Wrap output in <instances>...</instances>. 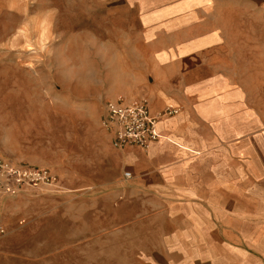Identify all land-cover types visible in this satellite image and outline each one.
Here are the masks:
<instances>
[{"label": "rangeland", "instance_id": "obj_1", "mask_svg": "<svg viewBox=\"0 0 264 264\" xmlns=\"http://www.w3.org/2000/svg\"><path fill=\"white\" fill-rule=\"evenodd\" d=\"M197 1L0 0V156L60 182L0 194V264H149L170 243L171 221L117 204L92 149L107 138L104 106L117 98L195 117L185 96L200 88L199 58L184 44L203 25L184 14ZM251 2L252 20L225 8L223 30L264 31V0ZM235 73L249 82L246 108L264 113L255 73Z\"/></svg>", "mask_w": 264, "mask_h": 264}, {"label": "crops", "instance_id": "obj_2", "mask_svg": "<svg viewBox=\"0 0 264 264\" xmlns=\"http://www.w3.org/2000/svg\"><path fill=\"white\" fill-rule=\"evenodd\" d=\"M251 1L198 0L185 9L189 25H203L184 44L199 58L194 82L200 88L185 96L197 106L193 119L179 109L158 124L162 139L147 150H117L109 135L94 143L92 151L115 180L117 204L148 207L171 221L170 243L149 264H264V113L246 108L249 82L235 73L251 69L253 85L264 88L258 73L264 31L228 33L222 25L225 8L236 12L237 22L252 20ZM170 105L179 108L149 110ZM126 171L131 176L124 179Z\"/></svg>", "mask_w": 264, "mask_h": 264}, {"label": "built area", "instance_id": "obj_3", "mask_svg": "<svg viewBox=\"0 0 264 264\" xmlns=\"http://www.w3.org/2000/svg\"><path fill=\"white\" fill-rule=\"evenodd\" d=\"M103 113L100 127L111 138L113 148L124 150L133 147L147 150L162 139L158 124L178 115L180 110L170 105L151 113L146 100L142 98L128 100L122 97L108 101ZM123 175L124 179L131 176L127 171ZM38 187H48L57 191L60 189V182L58 177L48 170L25 168L0 156V194Z\"/></svg>", "mask_w": 264, "mask_h": 264}]
</instances>
